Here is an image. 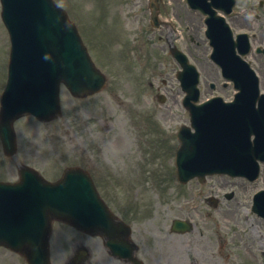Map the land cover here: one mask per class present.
Returning <instances> with one entry per match:
<instances>
[{
	"label": "rangeland",
	"instance_id": "1",
	"mask_svg": "<svg viewBox=\"0 0 264 264\" xmlns=\"http://www.w3.org/2000/svg\"><path fill=\"white\" fill-rule=\"evenodd\" d=\"M65 7H67V9H71V16L74 20H76L77 22L80 23L81 20V16L79 15L78 12H75V10L73 9V6H71L72 4L75 3V1L73 2H69L68 0H59ZM118 21L120 22L121 26H130V23L128 21L123 20L120 17V14L118 13ZM89 37H92V34L89 35ZM94 38V37H93ZM151 43H153V40L150 41ZM0 51H1V36H0ZM1 57L2 54L0 55V61H1ZM127 60L129 62L132 63V65L135 67L139 62H137L135 60V58L133 57H129L127 58ZM134 67L131 69V73L130 76L132 77L133 82L129 84V93L132 99L135 100V98L139 97V93L138 90L140 89L137 82L145 77V74L148 72L146 70L144 76H141V78H137L136 77V73H138V71L141 72V65L138 68V71H135ZM129 74H127L126 76H128ZM2 80L0 79V82ZM119 87V82L114 83V87H113V92L114 89L116 90ZM129 98V99H131ZM65 102H64V108H63V114L60 116V118L57 121H54L52 123H50L48 126L45 127H37L36 130L38 131V135L35 137V140H38V144H47L49 147L50 145L48 144L47 141H44V139H48V140H52L53 141V159L56 160L57 162H64L66 164H80L84 163L81 162V158L79 157V150L75 149L76 151V155L77 157H73V158H69L68 152L65 151L64 148V142H65V138L67 136V126L68 124H75L74 122L77 121V115L75 110H83V109H87V110H92L93 112L91 114H89L88 116L83 117L84 120L87 121L88 123V128H90L88 137H96L97 135H105L106 131L109 133L111 130V127H113V123L111 122V119L116 117L115 114H117L119 112V106L116 104V100L115 98H112L111 95L109 94V92L104 93L100 99H98L97 101L92 102L89 105H85L83 107H80L76 104H71L68 107V100L64 98ZM136 101V100H135ZM107 102H110L111 105L108 106L107 108L104 109V106ZM99 107L102 108V111L99 110ZM131 112V111H130ZM127 116L130 119H133V116L131 113H127ZM124 117V116H122ZM125 122H126V118L124 117ZM81 123V122H80ZM24 125H26L25 123H21L19 124V127L22 128ZM83 125V124H82ZM97 127H101L104 129V131H95L94 128ZM36 131V132H37ZM88 132V131H87ZM81 130L79 128V126L76 124L75 129H74V135L80 137L81 135ZM114 133H109L108 136H112ZM29 141H33L32 138L28 135V134H23L22 138H21V146H24V149L27 147L28 142ZM110 143L113 144V141H110ZM44 148L46 149L47 146L44 145ZM42 151V150H40ZM103 155H101L102 158H106V163H109L111 161L115 160V153L116 151L114 149H108L106 148V150L103 149ZM95 158L96 156H93L91 159H88V167L90 166L89 163L91 162H95ZM29 159V158H28ZM31 159V158H30ZM36 160L38 162H41V157H37ZM38 165H40L41 167H43L44 169H46L48 172L53 171L55 167H51L50 163L44 164V163H37ZM7 171L11 172L12 169L7 168ZM55 172V170H54ZM15 175V174H14ZM13 175V176H14ZM104 193L107 195L108 199H111L110 194L108 193V191L105 189V187H103ZM231 264H245V261H232ZM248 264H260V262L258 261H248Z\"/></svg>",
	"mask_w": 264,
	"mask_h": 264
},
{
	"label": "bare ground",
	"instance_id": "2",
	"mask_svg": "<svg viewBox=\"0 0 264 264\" xmlns=\"http://www.w3.org/2000/svg\"><path fill=\"white\" fill-rule=\"evenodd\" d=\"M217 119H215L214 120V122L216 121ZM212 123V120L208 123L209 124V126H210V124ZM205 131H206V133H205ZM263 131V130H262ZM201 132L204 134V136H213V137H219L220 136V133H222V131H218V132H214V133H211L210 131H208V130H206L205 128L203 129L202 128V130H201ZM209 142V141H208Z\"/></svg>",
	"mask_w": 264,
	"mask_h": 264
}]
</instances>
